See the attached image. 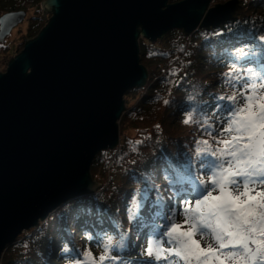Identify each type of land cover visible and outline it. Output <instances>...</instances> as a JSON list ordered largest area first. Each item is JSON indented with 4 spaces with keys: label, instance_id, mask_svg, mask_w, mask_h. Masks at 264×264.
I'll return each mask as SVG.
<instances>
[{
    "label": "water",
    "instance_id": "obj_1",
    "mask_svg": "<svg viewBox=\"0 0 264 264\" xmlns=\"http://www.w3.org/2000/svg\"><path fill=\"white\" fill-rule=\"evenodd\" d=\"M41 0L45 24L0 72V258L67 200L95 192L99 151L119 140L124 94L142 86L138 38L188 36L244 15L240 0ZM49 13V17L46 18ZM26 15H0V41Z\"/></svg>",
    "mask_w": 264,
    "mask_h": 264
},
{
    "label": "trees",
    "instance_id": "obj_2",
    "mask_svg": "<svg viewBox=\"0 0 264 264\" xmlns=\"http://www.w3.org/2000/svg\"><path fill=\"white\" fill-rule=\"evenodd\" d=\"M40 1L0 0V15L27 8L25 31L33 36L45 24ZM240 3L244 15L216 27L197 28L188 36L181 29H171L155 41L138 38L139 61L147 70V79L123 96L118 143L113 150L99 151L92 161L90 175L100 183L99 188L67 200L20 234L6 246L0 264H70L85 250L98 260L105 238L118 240L123 230L131 233L139 248L126 247L125 237L124 247L113 248L111 254L120 255L125 264L152 262L139 253L154 236L166 245L162 232L169 223L170 208L161 203L162 196L169 197L172 206L182 207L185 196L192 198L188 192L191 177L207 178L191 162L196 160V147H206L203 140L216 146L209 132L217 133L223 124L217 117L224 115L225 104L217 96L239 92L226 81L243 75L249 67L260 71L264 65V41L259 39L264 35V0ZM10 46L7 43L3 52ZM217 103L221 108L213 112ZM207 159L213 158L209 155ZM144 203L154 206L151 223L135 211ZM182 217V212L177 213L174 220ZM65 245L67 253L61 251Z\"/></svg>",
    "mask_w": 264,
    "mask_h": 264
},
{
    "label": "snow or ice",
    "instance_id": "obj_3",
    "mask_svg": "<svg viewBox=\"0 0 264 264\" xmlns=\"http://www.w3.org/2000/svg\"><path fill=\"white\" fill-rule=\"evenodd\" d=\"M259 39L264 41V35ZM226 82L239 92L217 96L225 104L224 115L217 117L223 124L217 133L209 132L216 146L203 140L206 147H196L191 162L207 178L193 175L188 189L192 198L185 196L182 207L170 206L162 236L171 246L154 236L141 249L139 256L152 264H264V187H259L264 186V65L260 71L249 67ZM219 108L217 103L212 111ZM180 212L184 219L176 223L174 216ZM124 239V233L115 241L107 236L98 260L85 250L70 264H125L120 255L111 254L113 248L124 247ZM61 251L67 253L68 245Z\"/></svg>",
    "mask_w": 264,
    "mask_h": 264
},
{
    "label": "rangeland",
    "instance_id": "obj_4",
    "mask_svg": "<svg viewBox=\"0 0 264 264\" xmlns=\"http://www.w3.org/2000/svg\"><path fill=\"white\" fill-rule=\"evenodd\" d=\"M214 3H213V1L211 0V2H210V5H209V7H211L212 5H213ZM25 11H26V15H25V17H24V19L20 22V23H18L16 26H14L12 29H11V31H10V33L8 34V35H6L5 37L6 38H8L9 39V41H5L4 42V44L6 45L7 43H10V48L8 49V50H6V51H4L2 54H1V59H0V68H5L6 67V62L5 61H7V60H9L10 59V57L11 56H13V54L15 55L19 50H21V48H22V46H23V44H24V42H25V40H22V34L24 35V37L26 38V39H30V38H32L33 36H28V32H26L25 31V26H26V24H27V17H28V14H29V11H27V8L26 9H24ZM47 17H49V13L47 14V16H46V18ZM42 18V17H41ZM42 20L44 21V23L46 22V19H43L42 18ZM4 37V38H5ZM4 40V39H3ZM2 40V41H3ZM2 41H0V43L2 42ZM11 42H12V44H11ZM119 137H120V132H119ZM120 140V139H119ZM118 140V141H119ZM106 150H113V148L112 149H106ZM163 197V199L161 200L162 202V204H164L165 206H167L168 208H170V206H172V201H171V199L169 198V197H165V196H162ZM153 212H154V206L153 205H151V204H149V203H144L143 205H142V207L140 208V209H138L137 210V215L141 218V220H143L144 222H147V223H151L152 222V219H153V217H152V215H153ZM49 216V215H48ZM47 216V217H48ZM46 217V218H47ZM45 218V219H46ZM183 219H184V217H182V218H179L178 220L176 219V220H174V222H177V223H182V221H183ZM41 221H44V219L43 220H40L38 223H40ZM153 224V223H152ZM30 229V228H29ZM28 230V229H27ZM26 230H24L22 233H24ZM165 231V230H164ZM21 233V234H22ZM122 233H124V235H125V237H126V247H130V249L133 247L134 248V250L137 248H139L138 246V241H134V240H132V238H131V233L129 232V231H126V230H123L122 231ZM197 238H199V237H197ZM206 239V238H205ZM166 247H170L171 245L170 244H168L167 242H166V245H165ZM127 248V249H128ZM141 259V258H140ZM170 259H173V260H175V257L173 256V257H170ZM151 264H152V262H151ZM160 264H168V262H167V260H162L161 262H160Z\"/></svg>",
    "mask_w": 264,
    "mask_h": 264
},
{
    "label": "flooded vegetation",
    "instance_id": "obj_5",
    "mask_svg": "<svg viewBox=\"0 0 264 264\" xmlns=\"http://www.w3.org/2000/svg\"><path fill=\"white\" fill-rule=\"evenodd\" d=\"M5 41H9V39L5 37L4 40L0 43V50L2 51L1 54L3 53V48L6 46V45L4 44ZM5 51H6V50H5ZM1 54H0V56H1ZM13 56H14V54H13ZM0 59H1V57H0ZM9 60H10V59H9ZM9 60L5 61V62H6V66H7V62H8ZM5 68H6V67H5ZM5 68H3V69L0 68V72H4Z\"/></svg>",
    "mask_w": 264,
    "mask_h": 264
}]
</instances>
